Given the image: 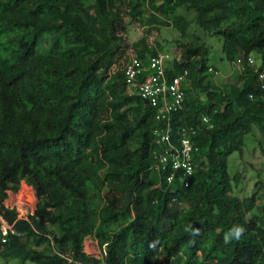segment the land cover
Here are the masks:
<instances>
[{"label": "trees", "instance_id": "16d2710c", "mask_svg": "<svg viewBox=\"0 0 264 264\" xmlns=\"http://www.w3.org/2000/svg\"><path fill=\"white\" fill-rule=\"evenodd\" d=\"M164 1L182 36L189 22L179 10L195 11L230 62L264 54V0ZM148 7L142 0H0V216L18 233L0 242V255L36 264H264V182L241 199V176L228 171L245 136L258 130L264 139L259 74L244 64L225 89L204 85L208 50L181 45L183 63L175 60L169 74L187 69L191 88L174 130L201 127L199 153L190 187L167 189L168 173L153 169L155 111L128 92L123 70L111 72L129 48L128 26L143 24ZM156 22L151 15L147 23ZM131 48L146 61L145 36ZM203 116L212 129L201 126ZM23 183L37 198L28 220L5 206ZM89 238L102 257L85 252ZM42 245L47 252L33 248Z\"/></svg>", "mask_w": 264, "mask_h": 264}, {"label": "rangeland", "instance_id": "374dc122", "mask_svg": "<svg viewBox=\"0 0 264 264\" xmlns=\"http://www.w3.org/2000/svg\"><path fill=\"white\" fill-rule=\"evenodd\" d=\"M155 4L152 7L144 9V13L141 16L143 24L135 22L133 25L128 26L127 42L129 48L126 49L125 54L120 58L113 66L111 72L115 73L119 70H123L124 64L134 56H139L131 48L133 43L138 42L144 36L148 40L149 53L146 58V63L156 53H166L171 56L172 59H182L183 53L181 49L182 44H192L194 46H204L208 50L206 65L212 68L215 73L209 72V68L203 73L206 77L204 85L210 82L212 85L225 89L229 85L235 83L238 80L241 69L236 62H230L222 49V39L206 32L201 29L196 23V12L179 10L182 14H185L189 22V28L185 34L175 27L173 16L167 15L166 11L168 6L164 0H154ZM164 6V12H161L159 7ZM151 15L158 17V22L154 24L147 23L151 19ZM122 16L127 24L131 23L133 17L128 15L125 11L122 12ZM257 60L259 65L264 58V54H252ZM149 59V60H148ZM202 57H197V63ZM191 88V86H190ZM130 94H134L136 89L134 87L128 88ZM199 100H206V93L199 92L196 95ZM258 130H254L252 134L245 136L244 149L241 152H235L228 159V171L231 175L240 174L241 179L238 186L235 187V194L241 199L252 196L257 191L256 185L262 187L261 182H264V139L258 134ZM256 134V138L253 137ZM31 197V198H27ZM37 202L35 191L26 183L22 184V188L19 193H10L6 200V205L10 209H16L19 218L27 216L25 212L24 204H27L29 212L33 210ZM23 205V206H22ZM1 238V236H0ZM25 242L26 239H23ZM85 252L91 256L97 258L102 257L98 244L94 239H88ZM38 252H47V245L33 246ZM4 250V247L0 245V254ZM1 264H36L30 261L22 262L19 259L6 258L0 255Z\"/></svg>", "mask_w": 264, "mask_h": 264}, {"label": "built area", "instance_id": "2783aa9c", "mask_svg": "<svg viewBox=\"0 0 264 264\" xmlns=\"http://www.w3.org/2000/svg\"><path fill=\"white\" fill-rule=\"evenodd\" d=\"M142 1L148 7L150 0ZM175 60L166 53H157L147 63V60L144 62L138 56H134L124 64L123 72L128 88L134 87L139 96L155 111L156 124L153 134L158 149L154 153L153 169L159 174L168 173L165 179L167 189L173 188L177 191L179 188L190 187L192 178L197 172L196 156L199 148L196 145V137L201 127L184 125L179 127L177 132L174 130V120L185 108L187 90L191 85L187 69H182L172 76L169 74V71L174 70ZM176 61L179 64L183 63L182 59ZM236 63L241 71L244 70V64L255 67L264 89V58L259 65L252 56L246 63L240 58ZM208 71L215 73L212 68ZM140 78L143 80L141 81ZM200 123L206 129L213 128L212 120L208 116H203ZM179 205L185 207L183 203ZM5 206L7 207L6 203ZM23 207L28 214L19 219L28 220L34 212L33 210L29 212L27 204ZM11 234L18 235L14 224H9L0 216V242L6 243ZM87 242L88 239L85 241V250Z\"/></svg>", "mask_w": 264, "mask_h": 264}, {"label": "clouds", "instance_id": "9594fccd", "mask_svg": "<svg viewBox=\"0 0 264 264\" xmlns=\"http://www.w3.org/2000/svg\"><path fill=\"white\" fill-rule=\"evenodd\" d=\"M242 229H236V235L238 236Z\"/></svg>", "mask_w": 264, "mask_h": 264}, {"label": "bare ground", "instance_id": "6f19581e", "mask_svg": "<svg viewBox=\"0 0 264 264\" xmlns=\"http://www.w3.org/2000/svg\"><path fill=\"white\" fill-rule=\"evenodd\" d=\"M27 198H31V197H27Z\"/></svg>", "mask_w": 264, "mask_h": 264}, {"label": "crops", "instance_id": "0c3cea01", "mask_svg": "<svg viewBox=\"0 0 264 264\" xmlns=\"http://www.w3.org/2000/svg\"><path fill=\"white\" fill-rule=\"evenodd\" d=\"M91 239V238H90ZM96 242V241H95ZM97 243V242H96Z\"/></svg>", "mask_w": 264, "mask_h": 264}]
</instances>
